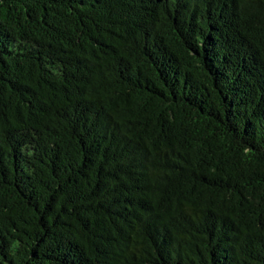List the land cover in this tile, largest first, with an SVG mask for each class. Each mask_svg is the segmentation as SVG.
I'll list each match as a JSON object with an SVG mask.
<instances>
[{"label":"trees","instance_id":"obj_1","mask_svg":"<svg viewBox=\"0 0 264 264\" xmlns=\"http://www.w3.org/2000/svg\"><path fill=\"white\" fill-rule=\"evenodd\" d=\"M0 264H264V0H0Z\"/></svg>","mask_w":264,"mask_h":264}]
</instances>
